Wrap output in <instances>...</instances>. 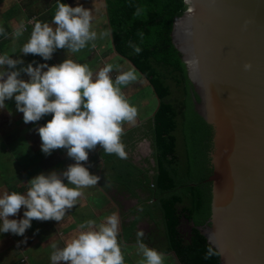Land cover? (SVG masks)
I'll return each instance as SVG.
<instances>
[{"label": "clouds", "instance_id": "1", "mask_svg": "<svg viewBox=\"0 0 264 264\" xmlns=\"http://www.w3.org/2000/svg\"><path fill=\"white\" fill-rule=\"evenodd\" d=\"M91 19L88 8L56 0L51 24L36 21L20 49L24 54L40 55L44 63L35 62L33 66L34 62L30 61L24 65L20 57L0 54V109L6 107V99H14L25 123L38 121L51 113V119L36 129L41 138V150L47 155L62 147L75 161L60 173L51 170L34 175L24 192H0V233L23 235L32 219L60 222L66 210L77 204L81 190L96 185L100 179L81 163L88 159L89 150L97 144L108 154L127 158L121 141L122 125L136 123L137 108L123 96L119 86L135 80V73L124 71L113 78L109 75L111 64L93 73L86 64L69 56L58 64L46 63L56 49L76 53L94 41L97 33L91 30ZM24 30V23L20 22L13 29V39L21 37ZM3 31L0 28V33ZM248 67L250 65L245 64V68ZM21 73H26L28 79L21 78ZM61 177H65L67 183ZM21 206H24L23 216L9 218ZM118 224L116 213L99 223L92 219L81 222L79 231L65 240L63 247H57L55 242L51 244L54 251L50 253V264H124L117 239ZM143 235V230L136 233L142 264H163V254L144 244ZM210 254L209 251L206 256Z\"/></svg>", "mask_w": 264, "mask_h": 264}, {"label": "trees", "instance_id": "2", "mask_svg": "<svg viewBox=\"0 0 264 264\" xmlns=\"http://www.w3.org/2000/svg\"><path fill=\"white\" fill-rule=\"evenodd\" d=\"M20 4L14 3L8 14L15 16ZM186 7L184 0H105L114 51L146 78L159 105L150 121L143 123V132L152 140L154 165L138 166L130 158L121 159L101 148V187L112 185L118 194L138 200L130 211L134 217L122 221L124 241L137 242L139 223L146 221L149 229L143 230V243L165 254L174 253L179 264H222L219 251L199 228L212 213V182L208 178L213 171V128L195 109L194 100L200 101V96L171 35L175 17ZM55 10L56 3L45 11L25 9L27 19L34 18L26 22L25 30L32 29L36 21L51 24ZM0 28L4 30L0 33V51L4 52L12 39L11 27L5 19ZM22 38L27 39V32ZM30 61L35 66L44 58L34 54ZM188 110L195 112V119L186 116ZM180 126L185 154L179 148ZM133 129L122 134L123 142L134 145L140 134ZM24 165L29 171V165ZM113 201L122 210L121 202L115 198ZM209 251L211 254L206 256Z\"/></svg>", "mask_w": 264, "mask_h": 264}, {"label": "water", "instance_id": "3", "mask_svg": "<svg viewBox=\"0 0 264 264\" xmlns=\"http://www.w3.org/2000/svg\"><path fill=\"white\" fill-rule=\"evenodd\" d=\"M184 1L172 40L213 128L212 213L199 228L222 264H264V0Z\"/></svg>", "mask_w": 264, "mask_h": 264}, {"label": "rangeland", "instance_id": "4", "mask_svg": "<svg viewBox=\"0 0 264 264\" xmlns=\"http://www.w3.org/2000/svg\"><path fill=\"white\" fill-rule=\"evenodd\" d=\"M16 2H21L19 7L17 8L19 11H17L15 16H11L8 14V11L12 7V5ZM55 2L56 0H0V24H2L6 19L8 26L11 27L10 36L12 37V39L10 40L11 47L9 46L8 49L4 52L0 51V54L11 53L10 55H12L13 58H17L18 55L22 53L20 52V49L22 46V42L25 39L23 40L21 36L14 40L12 36L13 29L20 22H23L25 25L26 22L29 23L34 19V18L32 20L27 19L26 13L20 15L23 12V10L25 9L28 10L31 7L33 9H36L37 11H45V9L46 10L48 9V5H52ZM66 2L71 6H74V4L75 6L77 4H80L83 7L88 8L90 10L92 16L91 30H94L97 33L96 38L98 41L94 40L92 42H89L88 46L81 49L78 53L67 52V50L60 51L58 54L53 53L51 58L48 59L46 63L48 65L58 64L60 63L61 60L60 58L64 60L67 56L70 57L76 55L75 57L76 59L78 58L77 61L78 63L86 64L92 70V72H96L99 70L100 67L99 66L100 64H98L99 63L98 58L102 56V60H108V64L112 65L111 74H113V76L111 77L113 78H115L117 73L129 71V70L133 71L136 75V79L130 81L127 85H120L119 87L121 89V93L131 105H134L137 109H139V112H141V115L139 114V116L144 117V123L150 121L151 117L153 116L151 114L153 112L155 113L159 105V100L154 94V91L150 86V84L147 82L146 78L143 77L142 74H140L136 70V67L130 61H127L122 56L116 54L113 47L111 48V45L109 44V42H111V34H110L111 31L108 30L109 23H106L108 17L106 18L107 13L102 10L104 2L102 0L101 1L100 0H66ZM24 27L26 29V26ZM53 27H55V25ZM25 32H27V39H28L31 29L24 30V33ZM108 38H110V40ZM64 51L66 57L62 56V53ZM24 55L26 56L27 61L23 64L27 65L30 62V56L34 54L28 53ZM89 56H91L90 59H88ZM44 62L45 61H43L42 63ZM16 67L18 68L20 67V65H16ZM20 75L22 77V75H26V73H21ZM131 86L134 88V93H131V91H129L128 89V92L126 91L125 94L124 93L125 87H131ZM142 96L144 97V101L140 102ZM13 101L14 99H6L5 100L6 107L0 109V138H1L0 154L4 156L6 155V158L0 159V177L1 175L12 176V174L15 172L13 175L14 177L19 172L20 167L23 163L24 164L27 163V165H32L33 168H35L36 166L40 167L42 164L43 165L46 164L43 168H40L39 171L48 169L47 164H49V163L44 164L43 160L40 158V155H37V157H35V154L39 153L38 149L41 143V138L39 136V133L36 131V129L39 127V124L37 123V121H34L36 123L35 128L29 127L32 126V122H27V123L22 122L23 123L22 126L17 124L15 121L17 120V118H23V114H19L16 116L12 112H10L8 105ZM142 102H144V104H142ZM140 107H141V111H140ZM138 121L139 120H137V122ZM130 129H133L135 132H138L140 134V137L136 139L134 145L125 143L126 144L125 150L127 152V157L133 155L132 160L138 166H146L152 163L154 161L153 159L154 148L150 136L145 135V132H143L146 129L145 125L139 124L136 126H132ZM15 144H17L18 146L16 153H14V149H13V146ZM5 147L8 150L7 152L5 151ZM40 151L43 152L42 150ZM26 153L30 157L27 156ZM14 155L17 159L16 164L12 163L10 160L1 161L3 159L11 158ZM27 182L28 181L24 180L22 181L21 184L26 185ZM109 194L112 195V193ZM114 197H116L118 200L120 198V196L117 195H114ZM119 202L121 201L119 200ZM121 207H122L121 208L122 213H126V214L129 213V210H127V208L124 207V204H121ZM140 229L141 230L149 229V224L145 221L144 225L143 224L140 225ZM54 242L56 244L60 243L59 239L55 240ZM2 246H5V243H3ZM12 248L13 246L9 247V252L13 250ZM52 251H54V249L51 247V245L41 247L38 244L35 249V255L31 258V261L36 260V255H39V258H42V260L48 261L50 257V253ZM136 254L137 252L134 255ZM162 254H163V264H179L174 253H169V254L162 253ZM137 257L140 259L142 255L137 254ZM142 261L143 258L140 259V264H142Z\"/></svg>", "mask_w": 264, "mask_h": 264}, {"label": "crops", "instance_id": "5", "mask_svg": "<svg viewBox=\"0 0 264 264\" xmlns=\"http://www.w3.org/2000/svg\"><path fill=\"white\" fill-rule=\"evenodd\" d=\"M101 1V0H100ZM104 2L102 10L106 12L105 9V0H102ZM56 3V2H55ZM52 5H48V9L52 7ZM75 6V4H74ZM46 10V9H45ZM25 14V10L20 15ZM103 16V15H102ZM107 18V16H106ZM108 23V20L107 22ZM54 26V25H53ZM108 25V30L109 29ZM111 34V32H110ZM110 40V38H108ZM27 39H25L22 42V45L24 42H26ZM95 41H98L97 38ZM111 45V48L113 47L112 44V37L111 42H109ZM88 46V44H87ZM11 47V46H10ZM114 49V48H113ZM10 50V49H9ZM78 53V52H77ZM112 53V52H111ZM11 54V53H9ZM117 54V53H116ZM62 56L66 57L65 51L62 53ZM76 56V55H75ZM75 56H70V58L74 59L76 62L78 61V58L76 59ZM18 57L22 58L23 63L27 61L26 56L21 53L18 55ZM60 57V56H59ZM91 56L88 57L90 59ZM60 62L62 61V58H60ZM99 59V69L104 67L106 64H108V60H102V56L98 58ZM95 73V72H93ZM119 73H117L118 75ZM110 76H113L111 72L109 73ZM116 75V74H115ZM23 79H28V75H22ZM131 91V93H134V88L131 87H125L124 93L126 94V91ZM141 101H144V97L142 96ZM139 103V102H137ZM144 104V102H142ZM9 110L14 115L23 114L22 112L18 111L16 109L15 101L9 103ZM141 111V107H140ZM141 115V112H139V109H137V117H136V123L133 125H128L127 123H124L122 126L124 127V134L127 132L132 126H136L139 124L144 123V117L139 116ZM154 112L151 114L153 115ZM145 115V114H144ZM52 117L51 113H48L44 116H42L37 123L39 126L45 124L48 120H50ZM137 120H139L137 122ZM19 125H23L22 122L23 118H17L15 121ZM32 122V121H30ZM36 123L32 122V126L35 128ZM123 134V135H124ZM1 141V138H0ZM122 143L123 140H121ZM150 142V141H149ZM17 143V142H16ZM130 144V143H128ZM41 145V143H40ZM126 145V144H125ZM102 147L97 144L94 149L89 150L88 152V159L86 161H81L82 164H84L86 167H88L90 173H94L100 177V179L97 181L96 185L88 186L86 188H83L82 195L79 197L77 204L73 205L72 208L66 210L65 217L60 221H55L52 219L49 220H37L32 219L31 226L27 228L23 235H16L11 232H4L0 233V264H50V260H42V258H39V255H36V260L31 261V258L35 255V249L37 245L43 247L47 245H51L55 240L59 239L60 243L56 244L57 247H63L65 240L70 238L71 236L75 235L78 231V225L81 222H84L86 220L92 219L95 220L97 223L104 220V218L112 213H116L119 217V224H118V242L121 244V252L124 256V264H140V259L137 257V254H140L137 251V242L133 241H124L122 238V221L125 220L126 222L132 219L134 216L131 215L130 211L133 207H135L138 203L137 198L131 197L129 195H123L118 194L116 187L110 185L108 186V189H103L101 187V174L103 172V157L101 154H99L100 149ZM14 153H16V150L18 149L17 144L13 146ZM41 147H39L38 154H35V157L37 155H40V158L43 160L44 164H47L48 169L39 171L40 168H43L45 165H41L40 167L36 166L35 168L32 167V165H29V171L26 170V165L24 163L21 165L19 172L13 177L12 176H4L1 175L0 177V192L3 191H17V192H24L26 191L28 184L22 185V181L26 180L29 181L34 175L44 172L47 173L51 170H56L57 173L62 172L69 164L75 163L73 158L69 157L66 153V150L64 148H56L51 151L50 154L45 155L43 152L40 151ZM5 151L7 152V148L5 147ZM13 153V152H12ZM27 156H29L26 153ZM133 156V155H132ZM132 156H129L127 158H130L132 160ZM0 159L6 158V155L0 154ZM30 157V156H29ZM134 158V157H133ZM126 159V158H125ZM10 160L12 163L16 164L17 159L14 156L11 158L3 159L1 161ZM47 160V161H45ZM134 162V161H133ZM135 163V162H134ZM154 165V161L151 163V166ZM147 166V165H146ZM18 171V170H17ZM16 171V172H17ZM29 172V173H28ZM153 172V170H152ZM13 177V178H12ZM12 178V179H11ZM62 180L67 183V179L65 177H61ZM28 183V182H27ZM11 186H14V190L10 189ZM109 193H112L110 195ZM114 195L120 196L119 200L121 201V204H124V207L129 210V213H123L122 210H120L119 206L114 202ZM118 200V199H117ZM118 200V201H119ZM130 203V204H129ZM24 206H21L20 210L16 214L11 215L9 218H15L19 219L23 216ZM145 221H140V225H144ZM36 229H39V231H35ZM32 232V234H31ZM23 241V242H21ZM5 243V246H2V244ZM13 246V250L9 252V247ZM148 246V245H147ZM18 247V248H17ZM137 252L136 255H134ZM27 257V258H26ZM59 264H65V262H59Z\"/></svg>", "mask_w": 264, "mask_h": 264}, {"label": "built area", "instance_id": "6", "mask_svg": "<svg viewBox=\"0 0 264 264\" xmlns=\"http://www.w3.org/2000/svg\"><path fill=\"white\" fill-rule=\"evenodd\" d=\"M30 22H33V21H30Z\"/></svg>", "mask_w": 264, "mask_h": 264}]
</instances>
